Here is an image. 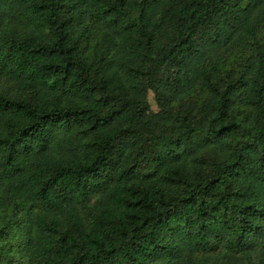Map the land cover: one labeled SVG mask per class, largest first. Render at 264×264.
<instances>
[{"label":"trees","instance_id":"obj_1","mask_svg":"<svg viewBox=\"0 0 264 264\" xmlns=\"http://www.w3.org/2000/svg\"><path fill=\"white\" fill-rule=\"evenodd\" d=\"M0 264H264V0H0Z\"/></svg>","mask_w":264,"mask_h":264},{"label":"rangeland","instance_id":"obj_2","mask_svg":"<svg viewBox=\"0 0 264 264\" xmlns=\"http://www.w3.org/2000/svg\"><path fill=\"white\" fill-rule=\"evenodd\" d=\"M151 105L153 106V103L151 102Z\"/></svg>","mask_w":264,"mask_h":264}]
</instances>
